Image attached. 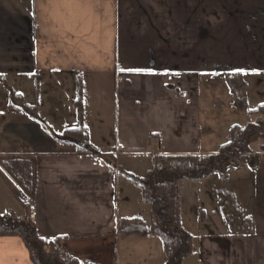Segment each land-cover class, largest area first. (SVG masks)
Instances as JSON below:
<instances>
[{"label":"crops","instance_id":"0c3cea01","mask_svg":"<svg viewBox=\"0 0 264 264\" xmlns=\"http://www.w3.org/2000/svg\"><path fill=\"white\" fill-rule=\"evenodd\" d=\"M255 75H264V0H0V81L10 88L0 87V215L28 218L45 252L81 264H164L157 237L125 232L151 220L118 169L142 178L153 156L215 154L245 112L219 103L240 101L237 81ZM34 81V118L65 143H33ZM77 83L81 120L72 106L63 128L41 102L47 91L76 97ZM79 126L84 138L65 134ZM254 144L225 179L179 184L192 240L182 264H264V152ZM5 162L27 166L29 188ZM0 264H32L22 239L0 236Z\"/></svg>","mask_w":264,"mask_h":264},{"label":"trees","instance_id":"16d2710c","mask_svg":"<svg viewBox=\"0 0 264 264\" xmlns=\"http://www.w3.org/2000/svg\"><path fill=\"white\" fill-rule=\"evenodd\" d=\"M36 94L38 83L35 81ZM82 94L77 83V98L73 101L79 121L82 115ZM33 107V110L36 111ZM258 113L264 114V107L250 112V119L244 126H232L229 142L220 146L211 155H157L152 158V167L142 178L129 175L118 169V175L139 189L141 202L149 207L150 227L134 220L126 223L125 232H131L144 238L148 235L157 237L162 244L164 264H182L191 255V236L181 227L179 207V184L181 182H199L213 174L221 179L227 177L228 171L244 164L251 153L250 146L260 142L264 152V123L255 120ZM254 118V120H252ZM65 134L81 139L85 135L82 126L67 130ZM152 138V135L149 137ZM81 150H87L80 142ZM109 169L115 171L109 159H105ZM5 168L17 178L19 183L30 187V172L23 163L5 162ZM0 236H13L22 239L28 250L32 264H81L76 259L59 256L57 251L45 252L49 243L40 239L34 224L28 219H17L10 211L0 215Z\"/></svg>","mask_w":264,"mask_h":264},{"label":"rangeland","instance_id":"374dc122","mask_svg":"<svg viewBox=\"0 0 264 264\" xmlns=\"http://www.w3.org/2000/svg\"><path fill=\"white\" fill-rule=\"evenodd\" d=\"M236 84H237V88L239 89L235 90V92L237 94L236 96L240 101L235 100L230 105H227L224 102H220L219 106H221V109L224 108L233 109L236 115L242 114L240 110L245 111L242 117H237L233 119V121L232 120L230 121L232 124L234 125L236 124L237 126L241 127L240 124H244L246 120L248 123L249 120H251L249 114L250 112L257 110L259 107H264V75L247 76L244 77L243 82L237 81ZM0 87L2 88L3 91H7L10 94L9 92L10 88L6 86L5 82L0 81ZM221 89L225 91V88L221 87ZM45 94L46 95L42 99L41 105H44V108H46L50 112L51 110L55 111V113H50L48 116L51 118L60 117L59 119L61 121L60 126L62 123L63 128H69L70 126H68L67 123L70 117L69 111H71L72 106L74 107L73 101L77 98V95L75 97V95H73L74 94L73 91L71 90L70 91L66 90L58 94H56L54 91H47ZM10 99L12 100V95L10 96ZM2 100L3 99L0 98V102ZM28 101L30 104H32L31 108L33 112V116H32L33 126L32 128H30L31 139L33 143H42L43 141L45 142L46 140L42 138L45 135L49 136L53 141H55V143L56 141L65 143L68 139L67 136L55 137L52 131L48 128L47 124L43 120L38 121L37 119L34 118L35 105L37 108L39 106L38 94H36L35 85L31 91L30 97H28ZM74 108L76 109V107ZM57 111H59L60 113L58 114ZM263 117H264L263 113H258L254 118L257 121H260V119L262 120ZM254 118L252 120H254ZM53 137H55V139H53ZM252 147L257 151L258 148L256 144L252 145ZM58 255L61 256L60 254Z\"/></svg>","mask_w":264,"mask_h":264},{"label":"snow or ice","instance_id":"6c2138e0","mask_svg":"<svg viewBox=\"0 0 264 264\" xmlns=\"http://www.w3.org/2000/svg\"><path fill=\"white\" fill-rule=\"evenodd\" d=\"M129 71L142 72L144 70H142V69H132V70H129ZM238 71H240V70H238Z\"/></svg>","mask_w":264,"mask_h":264},{"label":"built area","instance_id":"2783aa9c","mask_svg":"<svg viewBox=\"0 0 264 264\" xmlns=\"http://www.w3.org/2000/svg\"><path fill=\"white\" fill-rule=\"evenodd\" d=\"M260 121L264 123V117L262 118V120L260 119Z\"/></svg>","mask_w":264,"mask_h":264}]
</instances>
